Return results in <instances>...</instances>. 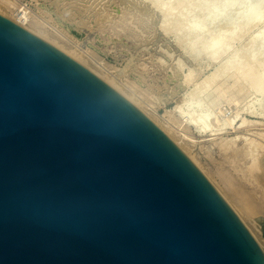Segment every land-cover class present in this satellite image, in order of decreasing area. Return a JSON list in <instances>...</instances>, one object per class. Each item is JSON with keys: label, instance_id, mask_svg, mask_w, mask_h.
I'll return each mask as SVG.
<instances>
[{"label": "water", "instance_id": "water-1", "mask_svg": "<svg viewBox=\"0 0 264 264\" xmlns=\"http://www.w3.org/2000/svg\"><path fill=\"white\" fill-rule=\"evenodd\" d=\"M0 264H264V252L142 112L0 15Z\"/></svg>", "mask_w": 264, "mask_h": 264}, {"label": "rangeland", "instance_id": "rangeland-1", "mask_svg": "<svg viewBox=\"0 0 264 264\" xmlns=\"http://www.w3.org/2000/svg\"><path fill=\"white\" fill-rule=\"evenodd\" d=\"M21 1L25 3L28 9L34 13L33 17L35 20L43 18L45 21L48 22V24L51 27L55 28L57 31H60L61 33L66 35L67 39L69 40L64 38L61 39V37H58L55 33H53V31H51L52 33L50 32V35L58 39V41L61 44L69 48L72 47L71 45L73 46L75 45L76 49L80 51L82 50L85 53H89V55H91L95 60L100 61L99 62L100 64L98 65L94 61L92 62V60H89V65L91 68H93L96 71H101L102 69L100 67H105L115 79L117 78L116 81L118 80L117 83L120 86L119 87L117 86L118 88H114V87L113 88L116 89L118 93H122L124 91L125 92L128 91L130 93L134 92L135 98L137 97L139 100L142 101L141 107L138 105L140 112H143V114L148 119H150V121L156 122L155 117L151 114V110H155V112L158 115L162 116L164 119H167L170 123H173L172 125L174 126V130L164 131L160 129L161 126L160 123L157 124L154 122L155 125H157V127L167 137L169 136V139L172 140V142L174 138L176 139V141L179 142V145L177 147L179 148L180 146L181 147L180 150L183 151L185 155H187V152L185 151H189L188 152L189 154L186 156L187 158H190L188 156L193 154L192 158L194 159V161H192L193 159L191 158L190 161L202 173V175L212 185L215 191L220 195V197L235 213V215L238 217L240 222L249 230V232H251L250 233L252 234L251 236H253V238L256 240L260 239L258 241L260 242L262 241L261 243L264 244V240H262L264 239V232H262L261 228L257 226V218L264 217V214L260 212H256L253 215L250 214L251 216H247L248 218L245 217L247 214L249 215V213H246L244 209L245 206L259 204V202L264 201V185H262L257 180L255 174H253L250 171L248 172L247 169L248 159L245 157V154L243 153L247 151V145L245 144V142L241 139H237L235 141H229L232 137L237 135V133L233 132L231 129L227 130L225 133L218 136V138L215 137L213 139H210L211 138L210 136H200L198 132L195 131L196 129H194L193 126H189L188 124L185 123L184 120L187 118V115H185L184 118L182 116L180 117L179 112L173 110L174 106L176 105L175 99H177V97L179 98L180 96L181 98H184L185 102L188 101L190 102V105L184 104L183 107L185 110H187L188 108L189 112H194V114H197L200 111L204 109L206 110L208 108L209 109L208 111L210 112V116H213L216 119V115H217L218 116L217 120L220 123L221 122L225 123V120L223 119L224 118L230 119L236 112L238 116L236 117L235 124L240 123V121L244 117H245L244 119L246 120L247 119L252 121L257 119L260 120L259 118L261 117L262 113H264L262 112L264 111V108H262L264 107V93H260L259 91H257L256 86L254 84L252 85L247 78H243V77L240 78L239 76V79H237L238 81L235 82L234 86L227 89L224 92V94L220 95L217 93V91L215 92V90H213L214 83L222 84V87L226 89V86L232 84L233 83L232 79H234V77L237 76L236 68L238 66L234 65L236 68L232 66L235 68V70H233V68L231 69L230 66L229 67L227 66L228 67L227 69V67L226 66L224 67L223 65V63H225L226 60L227 61L233 60L234 62L237 60L239 64L242 63L245 64L243 60L244 61L246 60L247 62L246 64H248L251 60L252 61L254 60L253 58L256 55L258 56L259 52L264 50V10H262L264 8L262 7L260 8L261 6L260 3H258L257 0H256L257 2L251 0L252 4L254 3L252 8H254L255 5L257 6L255 7L256 10L255 8L252 10V8H250L251 6H249L250 0H236V1L235 0H227V1L226 0L223 1L222 0H186L185 2L187 3H184V0H156L157 3L159 2V6L168 7L167 11L169 15L167 14L168 18H166L167 20H165L166 21L165 28L168 27V30H170L169 27H171L173 23L172 27H176L177 29L176 35L178 36L179 40L181 39V41H184L185 44H187V42L189 43L190 41L194 40L192 43L193 46H191L192 44L189 45L191 47H194L195 49V52L193 51L194 55L196 52H197L196 54L199 55V57L196 58V60L198 59L197 61L199 62V67H198L199 71H197L196 75L192 78V80L194 79V81L191 82L190 80L189 83L187 82L188 84L184 87L183 90L184 92L181 95L180 93H178L174 100H169V102L167 101L164 103L163 100L164 95L162 91H166V89L168 88L166 92L169 91L168 93L170 92L172 93L173 90L171 91V88L169 87H173L174 85H176V80L175 77L172 76L173 73L172 71L176 72L177 69H179V67L182 65L177 72H179L180 70H182L180 71V74L187 72L185 69L186 66L184 65V63L186 62L183 59V56L185 55L182 52H180V49L178 48L177 44H174L175 42L173 41V36H172L173 34L171 33L169 35H165L167 34V32L163 31L164 29L160 27L159 22H160V18L162 17L161 16L162 13L161 12L159 13L158 10L156 11L152 7V5H150L151 3L150 0H149L150 1L149 4L147 2L148 0L146 1L145 0H140V1L139 0H58L57 4H54L49 0H37V1L21 0ZM127 1H130V3ZM136 1L138 4H134L136 3ZM228 1L231 3V5H229L230 3H227ZM255 2L257 4H255ZM83 3L86 4V6ZM226 3L229 6H227ZM133 4L134 6H132ZM138 5H140L141 8ZM144 5L146 6L144 9L147 8L149 9L147 13L146 11H144V9H142ZM262 6H264V4H262ZM132 7L135 8V10L132 9ZM216 7L218 8L214 9ZM258 7L260 10L258 9ZM247 8H250L251 10ZM138 9L139 10L142 9V10L139 11ZM213 9L214 10L220 9L219 12L223 11V13L220 14L217 11H215L216 13L221 15L220 18L218 16V19L214 18L215 22L214 20H212L214 16H211L208 19V16H210L208 14L210 13L211 15L215 14ZM245 9L248 10L250 13L248 11H245ZM63 10L69 12L65 17L60 16V13ZM211 10H213L212 12H214V14L211 12ZM143 13L144 15H142ZM154 13L157 16H155ZM251 13H252L251 16L252 20L250 19V16L248 17V15H250ZM145 14L146 15L148 14L147 16L149 17H147ZM159 15L160 17H158ZM241 16L242 18H240ZM243 16L245 17V20ZM206 19L210 21L208 20L206 21ZM246 19L250 20V23ZM243 20L244 22L249 24L244 25V23L242 22ZM80 21L83 23L81 24L82 26L79 25ZM228 21L230 23L233 22L234 23L228 24ZM195 22L198 24H196ZM205 22L206 23L208 22L207 26L205 25L206 24ZM209 22L211 23L209 24ZM192 24H194V27H192L193 26ZM200 24L203 25L201 26ZM198 25L202 27V29L199 27L202 31L200 29L197 30L196 27H198ZM154 27L155 30H153ZM190 27L191 29H193L192 31ZM233 28L236 30H232ZM161 29L163 32L161 31ZM231 30L233 31V33L231 32ZM159 31L162 33L161 35L158 34ZM196 31H200V32L195 33ZM261 32L262 34L260 35ZM76 33H79L80 36L77 35ZM257 33L259 34V36L262 37V38L259 37L258 39L261 41L256 40L255 42H253V40L251 39L253 35ZM208 35H210L211 39L208 37ZM191 37L192 39L193 38L194 39L192 40ZM216 39H220V40H216ZM222 39L224 40L223 46L220 45L223 44ZM194 42L196 43L199 42V44L197 45L198 47L195 46ZM181 43L185 45L183 42ZM171 45L173 46L176 45L175 47L178 48L179 53L177 56H176L177 53L173 51ZM212 45H214L213 48L219 47L216 48L217 51H214L215 48L211 52L204 49V48H208L210 50L212 49L211 47ZM256 48L261 50H257ZM203 49L205 50V52L206 51L208 53L210 52L211 55L213 51L214 53L215 52L218 53V50H220L219 51L220 53L222 49H223V53H221L220 55L213 53L214 56L215 55H219V56H217L214 59L212 58L213 60L210 58L212 60L211 61L210 59H208L211 55L209 56L207 52L206 54L207 56H209L208 58L205 52H204L205 55L204 54L202 55ZM253 49L255 52L259 51L258 53L257 52L254 53L255 56L252 55ZM163 50H165L167 54ZM171 53L173 55H171ZM250 55L251 57L253 56L252 59H250L251 58L249 57ZM261 55H259L258 57L264 60V56ZM200 56H202L201 59ZM256 57L254 61L258 59V57L257 58ZM176 58L178 59V61L182 58L181 59L182 61H180L179 63L176 60ZM260 58L258 59L257 63L254 62L252 64L256 66L257 72H260L261 74L264 73V61L261 60V64H259ZM247 59H249V61H247ZM175 61L178 62L177 64H181V62L184 63L177 67ZM221 65L225 68V70L221 69L220 67ZM253 68L254 71L255 67ZM214 69L218 71L216 72V70ZM212 70L216 72V77H215L216 79L214 78L215 81H213V83L212 81L208 82L209 84L211 83L210 85L206 83L207 86L203 84H202L203 86L200 85V82L202 83L203 80L202 78H204L205 75L209 74ZM257 72H255L256 75H258ZM231 73L235 74V76L232 75ZM260 74H259L260 78H264L262 77L264 76V74L262 75ZM197 85L200 87L198 88ZM193 86H195V88ZM253 86L255 87L256 91L255 89H252L254 88ZM187 91L190 93L187 94L186 93ZM184 93L185 96L183 97ZM190 96L191 97L193 96V99L190 98ZM232 98L238 100V103L235 104L234 102L235 100L231 101ZM130 103L132 105H135L132 103V101H130ZM228 103H232V104L228 105ZM208 104L209 106H205ZM143 105L146 106L145 109L144 107H142ZM149 105H151V107ZM226 109H228V111ZM145 111L146 112L150 111V112L145 113ZM257 114H259L260 116H257ZM249 127L250 130H246V127H245L246 131H244V128H241L240 130L244 131V133L246 134H248L247 131H249V133L253 135H256V133L260 131H264V124H260V125L255 124L253 126L250 125L247 126V128ZM179 132H184L186 134H189L188 136L193 141L188 142L187 140H182L179 136ZM250 136L251 135H249V137ZM224 145L227 146V148H225ZM232 148L235 150H233ZM261 152L262 151L259 150V154ZM237 207H240L241 211L236 209ZM238 211H240V213ZM253 217L256 221L253 219ZM249 219L252 220L250 221ZM252 222L253 223L256 222L255 226L254 224H252ZM254 236H256L257 238Z\"/></svg>", "mask_w": 264, "mask_h": 264}, {"label": "bare ground", "instance_id": "bare-ground-1", "mask_svg": "<svg viewBox=\"0 0 264 264\" xmlns=\"http://www.w3.org/2000/svg\"><path fill=\"white\" fill-rule=\"evenodd\" d=\"M37 1V0H36ZM49 1H51L52 3H54V4H57V1L58 0H49ZM140 1V0H139ZM146 1V0H145ZM151 1V3H150V5H152V7L157 11H159V13L161 12L162 13V17L160 18V22L159 21H157V22H159V24H160V27L162 28V29H164L163 31H166L167 32V34H165V33H163V34H165V35H169V34H173L172 36H173V41L175 42L174 44H177V46H178V48L180 49V52H182L184 55H185V57H187V58H189L191 61H192V63H184V62H181V64H183L184 63V65L186 66V71L187 72H184V73H181L180 74V71H182V70H180L179 72H177L179 69H180V67L182 66L181 64H177L178 62L180 63V61H182L181 59L178 61V59L176 58V60L178 61H175V63L177 64V67L179 66V65H181L180 67H179V69H177V71L175 72V71H172L173 73H172V76L173 77H175V80H176V85H174L175 86V89H177V90H175L174 89V86L173 87H169V88H171V91L173 90V94L170 92V93H168V92H166L167 91V89H166V91H162V93H163V95H164V98H163V100H164V103L165 102H169V100H174L175 99V97H176V95L178 94V93H180V95L184 92L183 90H184V87L189 83V81L191 80V82L192 81H194V79L192 80V78L196 75V72L197 71H199L198 70V67H199V62L196 60V58L197 57H199V55L198 54H196L195 53V55H194V53H193V51L195 52V49H194V47H191V46H193V39H192V37H191V39L193 40V41H190L189 43L187 42V44H185V42L184 41H181V39L179 40V38H178V36L176 35V27H172V25H173V23H172V25H171V27H169L170 28V30H168V27L167 28H165V25H166V21L165 20H167L166 18H168L167 17V14H168V7H166V6H164L163 4H166V3H163L162 5L164 6V7H162V6H159V2L157 3V1L156 0H150ZM149 0L147 1L148 2V4H149V2H150ZM186 0H184V3H187V2H185ZM223 1V0H222ZM227 1V0H226ZM236 1V0H235ZM254 1H256V0H254ZM258 1V3H260V8L262 7V8H264V6H262V4H264V3H262V2H264V1H262V0H257ZM256 1V2H257ZM261 1V2H260ZM87 2V1H86ZM92 2V1H91ZM96 2V1H95ZM127 2H129L130 3V1H127ZM181 2V1H180ZM234 2V1H233ZM255 2V4H257ZM124 3H125V1H124ZM141 3V2H140ZM139 3V4H140ZM183 3V2H182ZM200 3V2H199ZM227 3H230L229 1L227 2ZM226 3V5L227 6H229V5H231V3L228 5ZM249 3L250 4H252V1L250 0L249 1ZM248 3V4H249ZM50 4V3H49ZM76 4V3H75ZM84 4V3H83ZM134 4H138L137 3V1H136V3H134ZM134 4L132 5V6H134ZM148 4H147V7H148ZM225 4V3H224ZM233 4V3H232ZM249 4V6H251L250 8H252V6L254 5V3L252 4V5H250ZM72 5V4H71ZM85 6H86V4H84ZM128 5V4H127ZM168 5H169V3H168ZM245 5V4H244ZM92 6V5H91ZM136 6V5H135ZM139 7H140V5H138ZM143 6V5H142ZM176 6V5H175ZM199 6V5H198ZM197 6V7H198ZM247 6V5H246ZM62 7V6H61ZM131 7V6H130ZM137 7V6H136ZM146 6L144 5V7L142 8V9H144ZM203 7V6H202ZM248 7V6H247ZM255 7H257L256 5H255ZM254 7V8H255ZM49 8V7H48ZM141 8V7H140ZM139 8V9H140ZM170 8V7H169ZM199 8V7H198ZM218 7H216V8H214V9H217ZM250 8H247V9H250ZM254 8H252V10L254 9ZM60 9V8H59ZM127 9V8H126ZM131 9V8H130ZM132 9H134L135 10V8H133L132 7ZM138 9V10H139ZM141 9V10H142ZM151 9V8H150ZM213 9V10H214ZM258 9H259V7H258ZM137 10V11H138ZM141 10H139V11H141ZM149 9L147 8V9H144V11H146V13H147V11H148ZM171 10V9H170ZM213 10H211V12L213 11ZM220 10V9H219ZM219 10H214V12L215 11H217L219 14L220 13H223V11L221 12H219ZM222 10V9H221ZM251 10V9H250ZM255 10H256V8H255ZM260 10V9H259ZM262 10H264V9H262ZM128 11V10H127ZM138 11V12H139ZM144 11H142V12H144ZM167 11V12H166ZM245 11H248V10H246L245 9ZM58 12V11H57ZM210 12V11H209ZM214 12H212L213 14H214ZM249 12V11H248ZM248 12H247V14H248ZM67 13H69L68 11L66 12V11H62L61 13H60V16H62V17H65V16H67ZM108 13V12H107ZM140 13V12H139ZM150 13V12H149ZM218 13H216L215 12V14L214 15H211V13L210 14H208V15H210V16H208V19L211 17V16H214L213 18H212V20H214V22H215V19L214 18H216V19H218V16H219V18H220V16L221 15H219ZM250 13V12H249ZM262 13V12H261ZM0 14L1 15H3V16H6L9 20H11V21H13L14 23H16V24H18L19 26H21V27H23L24 29H26V30H28V31H30L32 34H34V35H36V36H38V37H40V38H42V39H44V40H46L47 42H49V43H51V44H53L54 46H56V47H58L59 49H61L62 51H64L66 54H68V55H70L71 57H73V58H75L77 61H79L82 65H84L87 69H89L90 71H92L93 73H95L97 76H99L106 84H108L109 86H111L112 88L114 87V88H118L120 85L117 83V81H116V79L111 75V73H109V71L105 68V67H100L102 70L101 71H96V70H94L93 68H91L90 67V65H89V60H92V62L94 61L96 64H100L99 62L100 61H97V60H95L91 55H89V53H85V52H83L82 50L80 51V50H78V49H76L75 48V45L73 46V45H71L72 47H67V46H65V45H63V44H61L59 41H58V39H56V38H54V37H52L51 35H50V32L51 31H53V33H55L58 37H61V39L62 38H64V39H67V37H66V35L65 34H63V33H61L60 31H57L55 28H53V27H51L49 24H48V22L47 21H45L43 18H40V19H38V20H35L34 19V17H33V15H34V13L31 11V10H29L28 9V7H27V5L25 4V3H23L21 0H0ZM40 14V13H39ZM155 14V13H154ZM245 14V13H244ZM243 14V15H244ZM258 14V13H257ZM105 15V14H104ZM142 15H144V13L142 14ZM146 15V14H145ZM148 15V14H147ZM146 15V16H147ZM153 15V14H152ZM160 15L158 16V17H160ZM169 15V14H168ZM207 15V14H206ZM254 15V14H253ZM103 16V15H102ZM141 16V15H140ZM247 16V15H246ZM250 16V19H251V16H252V13L250 14V15H248V17ZM262 16V15H261ZM100 17V16H99ZM142 17V16H141ZM144 17V16H143ZM147 17H149V16H147ZM151 17V16H150ZM244 17V16H243ZM258 17V16H257ZM154 18V17H153ZM156 18V17H155ZM240 18H242V16L240 17ZM254 18V17H253ZM256 18V17H255ZM158 19V18H157ZM208 19H206V21L208 20ZM249 19V18H248ZM248 19H246V20H248ZM127 20V19H126ZM144 20V19H143ZM142 20V21H143ZM159 20V19H158ZM228 20H229V18H228ZM232 20V19H231ZM244 20H245V17H244ZM244 20L242 21L243 23H244V25L246 24H249L250 23V20H248V22L249 23H246V22H244ZM252 20V19H251ZM254 20V19H253ZM106 21V20H105ZM104 21V22H105ZM146 21H147V19H146ZM151 21V20H150ZM150 21H148V22H150ZM204 21V20H203ZM208 21H210V20H208ZM217 21V20H216ZM224 21H226V20H224ZM257 21H259V20H257ZM108 22V21H107ZM121 22V21H120ZM212 22V21H211ZM211 22H209V24L211 23ZM233 22V21H232ZM79 23V22H78ZM77 23V24H78ZM123 23V22H122ZM153 23V22H152ZM175 23V22H174ZM194 23V22H193ZM196 23V22H195ZM203 23V22H202ZM206 23V22H205ZM222 23V22H221ZM234 23V22H233ZM233 23H230L229 21H228V24H233ZM243 23H242V25H243ZM81 24H83L81 21H80V23H79V25H81ZM150 24V23H149ZM176 24H178V23H176ZM196 24H198V23H196ZM195 24V25H196ZM217 24V23H216ZM225 24V23H224ZM227 24V23H226ZM122 25V24H121ZM135 25V24H134ZM193 26L192 27H194V24H192ZM201 25V24H200ZM203 25V24H202ZM201 25V26H202ZM206 26L208 25V22L205 24ZM82 26V25H81ZM152 26V25H151ZM155 26V25H154ZM159 26V25H158ZM157 26V27H158ZM176 26V25H175ZM201 26H199L198 25V27H196L197 28V30L198 29H202V27ZM234 26V25H233ZM134 27V26H133ZM156 27V28H157ZM200 27V28H199ZM236 27V26H235ZM136 28V27H135ZM152 28V27H151ZM159 28V27H158ZM204 28V27H203ZM49 29H51V30H49ZM160 29V28H159ZM162 29H161V31H162ZM190 29H191V27H190ZM200 29V30H201ZM238 29H239V27H238ZM243 29V28H242ZM127 30V29H126ZM138 30V29H137ZM153 30H155V27H154V29ZM168 30V31H167ZM193 29H191V31H192ZM196 30V29H195ZM194 30V31H195ZM232 30H236V29H232ZM231 30V32L233 33V31ZM162 31V32H163ZM189 31V30H188ZM194 31H193V33H194ZM202 31V30H201ZM239 31V30H238ZM152 32V31H151ZM197 32H200V31H196L195 33H197ZM236 32V31H235ZM243 32H245V31H243ZM52 33V32H51ZM192 33V34H193ZM203 33V32H202ZM219 33V32H218ZM229 33V32H228ZM231 33V34H232ZM258 33H259V31H258ZM254 34L253 35V37H252V39L251 40H253V42H255L256 40L257 41H261V40H258L259 39V37L260 38H262L261 36H259V34ZM134 34V33H133ZM230 34V35H231ZM262 34V32L260 33V35ZM188 35V34H187ZM191 35V34H190ZM189 36V35H188ZM205 36V35H204ZM217 36V35H216ZM229 36V35H228ZM57 37V38H58ZM195 37V36H194ZM199 37V36H198ZM208 37L210 38V35H208ZM187 38V37H186ZM185 38V39H186ZM190 38V37H189ZM188 38V39H189ZM213 38V37H212ZM229 38V37H228ZM236 38V37H235ZM211 39V38H210ZM225 39V38H224ZM234 39V38H233ZM60 40V39H59ZM67 40H69V39H67ZM135 40V39H134ZM203 40V39H202ZM206 40V39H205ZM209 40V39H208ZM213 40V39H212ZM215 40V39H214ZM216 40H220V39H216ZM223 40V39H222ZM172 41V42H173ZM189 41V40H188ZM181 42H183L185 45H183ZM201 42V41H200ZM207 42V41H206ZM205 42V43H206ZM224 42V40L222 41V43ZM226 42V41H225ZM228 42V41H227ZM64 43V42H63ZM212 43V42H211ZM213 43H215V42H213ZM216 43H217V41H216ZM189 44H192L191 46L189 45ZM194 44H195V46H197L198 44H199V42L198 43H196V42H194ZM203 44V43H202ZM251 44H252V42H251ZM207 45V44H206ZM220 45H224V43L223 44H220ZM258 45V44H257ZM138 46V45H137ZM176 46V45H175ZM213 46L214 45H212L211 47H212V49H208V48H204V49H206V50H208V51H212L214 48H213ZM221 46V47H222ZM261 46V45H260ZM140 47V46H139ZM198 47V46H197ZM201 47V46H200ZM208 47V46H207ZM211 47H209V48H211ZM254 47V46H253ZM194 50H193V49ZM216 48H219V47H216ZM215 48V49H216ZM138 49V48H137ZM199 49H202V48H199ZM203 49V52H202V55L204 54V52H205V50ZM214 49V51H217V49L215 50ZM257 49V48H256ZM255 49V50H256ZM162 50V49H161ZM257 50H261V49H257ZM164 52H165V50H163ZM202 51V50H201ZM214 51L212 52V55H211V53L209 52H207V54L210 56H207V54H206V52H205V54H206V56H207V58L208 59H214V58H216L217 56H219L221 53H223V49H222V51L219 53V51L220 50H218V53L217 52H215L216 54H219V55H215L214 56ZM225 51V50H224ZM257 53L259 52V51H256ZM255 51H254V49H253V56H255L254 55V53H256ZM262 52V53H261ZM261 52H259L258 53V56L259 55H261V54H264V50H262ZM85 53V54H84ZM166 53V52H165ZM173 53V52H172ZM171 53V55H173ZM198 53H199V51H198ZM214 53V54H213ZM167 54V53H166ZM175 54V53H174ZM204 54V55H205ZM85 55H87V56H85ZM131 55V54H130ZM168 55H170V54H168ZM167 55V56H168ZM178 54H176V56H177ZM183 56V55H182ZM196 56V57H195ZM252 56V57H253ZM257 56V55H256ZM255 56V57H256ZM257 56V57H258ZM261 56H264V55H261ZM201 57L202 56H200V59H201ZM249 57H251V55L249 56ZM252 57L250 58V59H252ZM255 57L253 58L254 60H255ZM256 57V58H257ZM179 58V57H178ZM260 57H258V59H259ZM184 59V58H183ZM210 59V60H211ZM212 59V60H213ZM258 59L256 60V61H250L248 64H246L247 62H246V60L244 61L243 60V62L245 63V64H239L238 62H237V60L234 62L233 60H226L225 61V63H223V65H224V67L226 66H230L231 67V69L233 68V70H235V66H238L237 68H236V70H237V72H236V75L238 76V78H237V76L236 77H234V79H232L233 80V83L232 84H230V85H228V86H226V89H224V87H222V84H215L214 83V88H213V90H215V92L217 91V93L218 94H224V92L227 90V89H229V88H231L232 86H234V84H235V82L236 81H238L237 79H239V76H240V78L241 77H243V78H247L248 80H249V82L253 85H255L256 86V88H257V91H259L260 93H264V78H260V76H259V74H260V72H257V68H256V66L254 65V64H252V63H254V62H256L257 63V61H258ZM211 60V61H212ZM261 58H260V63L259 64H261ZM184 61H185V59H184ZM247 61H249V59H247ZM262 61H264V60H262ZM186 62V61H185ZM237 62V63H236ZM241 62V61H240ZM174 63V64H175ZM175 64V65H176ZM222 64V63H221ZM238 64V65H237ZM173 65V64H172ZM174 65V66H175ZM220 65V64H219ZM235 65V66H234ZM255 67V72H257V74L258 75H256V73L253 71V67ZM218 66V65H217ZM232 66H234V67H232ZM259 66V65H258ZM257 66V67H258ZM173 67V66H172ZM176 67V68H177ZM221 67V69H224L225 70V68L221 65L220 66ZM223 67V68H222ZM228 67H227V69H228ZM218 69V68H217ZM173 70H174V68H173ZM214 70H216V69H214ZM260 70V69H259ZM218 70H216V72H217ZM216 72L215 71H211L209 74H207V75H205V77L204 78H202L201 80H202V83L200 82V85H205V86H207L206 85V83H208V82H210V81H212V83H213V81H215L214 80V78L216 77ZM222 72V71H221ZM224 73V72H223ZM235 73V72H234ZM232 75H234L235 76V74H233V73H231ZM262 74H264V73H261L260 75H262ZM177 75V76H176ZM218 75H219V72H218ZM225 75V74H224ZM262 77H264V76H262ZM225 78H226V76H225ZM233 78V77H232ZM216 79V78H215ZM224 81V80H223ZM188 82V83H187ZM197 82V81H196ZM120 83V82H119ZM198 83V82H197ZM220 83V82H219ZM165 84V83H164ZM191 84V83H190ZM195 84V83H194ZM209 84V83H208ZM211 84V83H210ZM209 84V85H210ZM202 85V86H203ZM251 85V86H252ZM118 86V87H117ZM165 86H167V85H165ZM196 86V85H195ZM195 86H193L194 88H195ZM198 86V85H197ZM204 86V87H205ZM192 87V88H193ZM200 86H198V88H199ZM254 87V86H253ZM113 88V89H114ZM163 88V87H162ZM166 88V87H165ZM203 88V87H202ZM234 88V87H233ZM186 89V88H185ZM190 89V88H189ZM212 89V88H211ZM252 89H255V87L254 88H252ZM114 90H116V89H114ZM120 90V89H119ZM194 90V89H193ZM239 90H241V89H239ZM117 91V90H116ZM121 91V90H120ZM124 91V90H123ZM255 91H256V89H255ZM122 92V91H121ZM193 92V91H192ZM187 94L188 93H190V92H186ZM121 96H123L126 100H128L129 102L130 101H132V103L133 104H135L134 106L139 110V106L141 107V105H142V101L141 100H139L137 97L135 98V93L133 92V93H130V92H122V93H119ZM162 95V96H163ZM194 95V94H193ZM134 96V97H133ZM185 96V93H184V95H183V97ZM189 96V95H188ZM158 97V96H157ZM160 98V97H159ZM190 98H192L193 99V96L191 97L190 96ZM195 98H197V97H195ZM159 100V99H158ZM161 100H162V98H161ZM210 100H212V99H210ZM230 100V99H229ZM235 100V98H232V100L231 101H234ZM175 101H176V105L174 106V108H173V110L174 111H178L179 112V114H180V117L182 116L183 118L185 117V115H187V118L184 120L185 121V123L186 124H188L189 126H193L194 127V129H196L195 131L196 132H198V134L200 135V136H210L209 138L210 139H213V138H215V137H217L218 138V136H220L221 134H223V133H225L227 130H232L233 132H236L237 133V135H235L234 137H232L229 141H235V140H237V139H241V140H243L244 142H245V144L247 145V151H245V152H243L244 154H245V157L248 159L247 160V163H248V165H247V169H248V172L250 171V172H252L253 174H255V176H256V178H257V180L262 184V185H264V131H260V132H258V133H256V135H253V134H250L249 133V131H247L248 132V134H246V133H244V131H246V130H250V127L249 128H247V126H253V125H255V124H264V113H262V115H261V117L259 118L260 120H254V121H252V120H246V119H242L241 121H240V123H237V124H235V121H236V117L238 116V114H237V112L229 119L228 117V119H226V118H224L223 120H225V123H220L217 119H218V116L216 115V119L213 117V116H210V112L208 111L209 109L207 108L206 110L204 109V110H202V111H200L199 113H197V114H194V112H189L188 111V108H187V110H185L184 109V104H189L190 105V102L188 101V102H185L184 101V98H181L180 96H179V98L177 97V99H175ZM214 101V100H213ZM192 102V101H191ZM211 102V101H210ZM209 102V103H210ZM235 102V104H237L238 103V100H235L234 101ZM202 103V102H201ZM195 104V103H194ZM199 104V103H198ZM229 104H232V103H228V105ZM139 105V106H138ZM197 105V104H196ZM150 107H151V105H149ZM188 106V105H187ZM205 106H209V104L208 105H205ZM212 106H213V104H212ZM142 107H144V109H145V105H143ZM198 108V107H197ZM212 108V107H211ZM235 108V107H234ZM262 108H264V107H262ZM141 109V108H140ZM151 109V108H150ZM223 109V108H222ZM230 109H231V107H230ZM143 110V109H142ZM227 111H228V109H226ZM140 111V110H139ZM144 111V110H143ZM197 111V110H196ZM219 111V110H218ZM261 111H262V109H261ZM260 111V112H261ZM147 112H150V111H147ZM146 111H145V113H147ZM231 112H233V111H231ZM262 112H264V111H262ZM143 113V112H142ZM176 113V112H175ZM222 113V112H221ZM151 114L155 117V119H156V122L155 121H153V123L155 122V123H160V129L161 130H166V131H171V130H174V126L172 125L173 123H170L167 119H164L162 116H160V115H158L156 112H155V110H151ZM213 114V113H212ZM211 114V115H212ZM229 114V113H228ZM259 114H257V116H260ZM176 115V114H175ZM164 116V115H163ZM215 116V115H214ZM221 116V115H220ZM152 117V116H151ZM171 117V116H170ZM213 117V118H212ZM149 118H150V116H149ZM150 120V119H149ZM220 120V119H219ZM222 120V121H223ZM228 120V121H227ZM224 122V121H223ZM154 123V124H155ZM183 123V122H182ZM157 126V125H156ZM176 126V125H175ZM177 127V126H176ZM245 127H246V130H245ZM241 128H244V131H242V130H240ZM171 133V132H170ZM170 133H168V134H170ZM189 134H186V133H184V132H179V136H180V138L182 139V140H187L188 142L189 141H193L189 136H188ZM249 135H251L250 137H249ZM168 138H169V136H168ZM175 139V138H174ZM173 139V143L176 145V146H178L179 145V142L178 141H176V139L174 140ZM222 139V138H221ZM228 139V138H227ZM172 141V140H171ZM187 143V142H186ZM222 143V142H221ZM225 146V145H224ZM181 147L179 146V149H180ZM225 148H227V146H225ZM183 149V148H182ZM233 149V148H232ZM184 150H185V148H184ZM189 150V149H188ZM233 150H235V149H233ZM246 150V149H245ZM259 150L260 151H262L260 154H259ZM183 152V151H182ZM185 152H187V155L189 154L188 152L189 151H185ZM184 153V152H183ZM186 155V156H187ZM188 157H190L191 159H193L192 157H193V154L192 155H189ZM190 158H188L189 160H190ZM196 159V158H195ZM192 161H194V159L192 160ZM196 161V160H195ZM248 175V174H247ZM231 200V199H230ZM232 201V200H231ZM237 206V205H236ZM236 209H238V210H240V207H237ZM244 209H245V211H246V213H249V215L247 214L245 217H247V216H251V215H253L254 213H256V212H260V213H262V214H264V201H261V202H259V204H254V205H250V206H245L244 207ZM241 211V210H240ZM240 211H238L239 213H240ZM245 213V212H244ZM251 214V215H250ZM244 215V214H243ZM242 215V216H243ZM244 217V216H243ZM256 217V216H255ZM248 218V217H247ZM246 218V219H247ZM253 219H254V217H253ZM248 220V219H247ZM250 220V219H249ZM252 220V219H251ZM250 220V221H251ZM255 220V219H254ZM249 221V222H250ZM256 221V220H255ZM256 223V222H255ZM255 223H253L252 222V224H254V226H255ZM251 224V223H250ZM258 226V225H257ZM250 227V226H249ZM252 228V227H251ZM250 228V229H251ZM252 231V230H251ZM257 231V230H256ZM251 233V232H250ZM254 234V233H253ZM252 235V234H251ZM257 236V235H256ZM256 236H254V237H256ZM253 237V236H252ZM257 238V237H256ZM258 240H260V239H258ZM258 240H256L255 239V241H256V243H257V245H258V247H259V249L262 251V252H264V244H262L260 241H258ZM262 240H264V239H262Z\"/></svg>", "mask_w": 264, "mask_h": 264}]
</instances>
